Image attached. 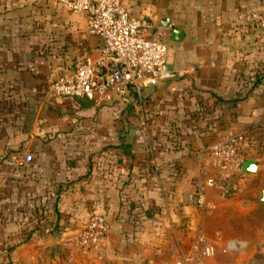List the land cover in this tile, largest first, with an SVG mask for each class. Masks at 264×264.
I'll return each mask as SVG.
<instances>
[{"label":"crops","instance_id":"obj_1","mask_svg":"<svg viewBox=\"0 0 264 264\" xmlns=\"http://www.w3.org/2000/svg\"><path fill=\"white\" fill-rule=\"evenodd\" d=\"M124 4L131 17L148 19L155 37L167 44L174 79L150 91L145 102L136 100L134 125L126 118L137 105L134 99L39 103L34 117L38 124L30 134L42 142L35 158L38 172L48 176L47 187L42 186L47 193L38 202L44 210L27 231L26 244L5 248L8 264H264V215L253 205L255 194L264 188L247 175L225 204L206 193L203 207L187 205L186 196L204 184L200 178L209 172L220 176L202 148L206 132L187 135L180 130L187 127L185 113L195 112L207 97L226 105L243 99L240 105L253 112L251 122L259 117L264 107V35L247 22L250 12L240 0ZM54 7L51 0H0V95L12 93L15 100V90L24 89L27 102L36 100V94L42 95L35 90L38 84L56 79L73 68L75 58L77 62V51H71L70 59L58 51L56 37H44L52 46L48 52L32 56L29 51L42 38L29 31H36L47 16L55 21L63 16L62 9ZM263 9L264 0H251V13ZM172 29L181 35H173ZM88 38L87 44H95ZM71 40L78 44L77 36ZM111 104L115 111L124 106L117 124L93 117L98 108ZM129 124L130 129L134 126L130 134ZM222 206L228 208L226 213ZM92 214L103 215L108 225L103 244L85 251L66 243L63 233H80ZM33 238L39 239V246L32 244ZM204 245L213 247L211 257L202 256Z\"/></svg>","mask_w":264,"mask_h":264},{"label":"rangeland","instance_id":"obj_2","mask_svg":"<svg viewBox=\"0 0 264 264\" xmlns=\"http://www.w3.org/2000/svg\"><path fill=\"white\" fill-rule=\"evenodd\" d=\"M240 1L243 3L242 5H244L243 7L248 9V12L251 13V0ZM54 8H56V6ZM58 10L60 11V9ZM60 12L63 14V18L61 17L62 19L57 17V21H55V18L53 19L52 16H47L45 20H40L38 22L39 27L36 31L34 29L29 31L33 34L37 32L36 34H38L39 38L40 36L42 37L37 45L30 46L29 51H33L34 53L32 56H35V54L40 56L39 52L44 53L46 49L48 52L51 44L49 42H44V37H51V39L56 37L60 39L57 40V49L58 51L59 49L62 50L63 53L67 55L68 59H70L69 56L72 50L77 51V59L79 60L83 57L82 55L87 54L90 49L95 48L94 44H87L86 42L89 36L83 17L68 13L65 10H61ZM51 28L53 30H51ZM257 31H260L259 33L264 35V32L261 30L258 29ZM76 36L79 39L78 44L72 45L71 39ZM77 62L75 58L73 67ZM54 80L55 79L46 80L44 84H38L39 86H37L35 90L39 89L42 95L36 94L39 97L30 102H27L25 98L26 92L24 89L15 90L17 93V95L15 94L17 97L15 100H11L12 93L6 92L0 95V248L4 247V250L0 253V264H8L7 253L5 252L7 251L5 250L6 247H10L13 244L21 246L29 241L27 231H30V229L37 225L38 222L36 218H38L39 215L41 216L42 214H39V212L44 210V208L39 206L38 202L40 197L47 193V190H44L42 186L48 184V182H46L48 176L38 172L39 159L35 158L36 152L42 148V142H40L38 135L30 133L38 124V121H35L34 117L36 112L40 110L39 103H45L44 101L51 103V99H53L49 94L48 86ZM258 81H260V79L255 80L256 83ZM249 84L251 85V82ZM18 94L21 98L18 97ZM243 96L244 94L241 95V98H243ZM141 103L142 102H140V104ZM218 103L217 99L214 101L211 97L201 98L195 112L188 113L186 111L187 114L185 113V116L188 118H186L187 127L186 129L180 128V130L187 135L190 134L189 132H191V134L195 132H206L205 137L207 141L205 146L202 147L204 151L208 150L210 145L215 141L235 135L246 137L245 141L240 144V148L243 150L245 161H255L258 164L259 170L251 175V179H253L254 183H259L260 186L264 188V107L261 109L259 117L251 122L249 116L253 112L245 106L240 105L243 103V99H235L234 103H232L233 105ZM32 104L34 105L33 108H31ZM136 104L137 105L133 107L129 106L130 110L126 115L127 122L130 123L131 121L133 125L136 118L135 110L136 106H138V101H136ZM8 105L9 109H7ZM221 106H224V110L222 112L220 110L217 111ZM237 106H240L239 110L236 109ZM114 107L115 105L111 104L106 106V108L104 107L105 109L98 108L101 111L93 117L98 115L101 121L110 122V125H112L117 122L120 113L122 114L124 111V106L117 108V111L114 110ZM119 109H122V111ZM230 112H232V114ZM231 116L234 117L233 126L230 125L232 124ZM130 126L129 124L127 127L128 134H130L131 130H134V126L131 129ZM102 132L103 128L99 127L98 134H102ZM118 134L119 127L117 125V128H113L112 130V136H115L113 141H115ZM30 136H32L31 139ZM127 137L129 141H131V137ZM132 141L134 140L132 139ZM49 145L50 144H47L48 147ZM101 148L102 147L98 148V150ZM27 158H29V161H27ZM99 164L102 165V162ZM35 166H38V168H34ZM248 177L250 176H241L237 174L231 176L229 179L225 178L221 180L218 176L215 177V175H211L209 172V174H206L204 178H200L199 180L201 183L205 180L204 184L208 185L206 187L204 184V186L200 185L205 187V194L209 193L207 198L211 196L210 200H219L225 204L226 201H230L235 197V193L242 188ZM45 187H47V185ZM192 207L196 208L198 206L192 205ZM200 207L201 206L197 209ZM221 210L223 213H226L228 208L222 206ZM208 212H211V210L207 211V213ZM83 223L82 225H84ZM14 227L15 230H13ZM8 228H10V230H8ZM63 228L66 229L67 227ZM54 230L57 232L58 229ZM67 233L68 232H64L63 234H66V236L62 238L65 239V241L67 240L66 243L70 244L72 247L78 248L77 237L79 232L75 233V230H73L69 236H67ZM12 234L14 235L11 236ZM53 238L57 240L56 236ZM38 240V238H33L32 244L39 246ZM58 240L60 241L61 239ZM51 246L49 244L48 248ZM260 261L262 262L263 260L261 259Z\"/></svg>","mask_w":264,"mask_h":264},{"label":"built area","instance_id":"obj_3","mask_svg":"<svg viewBox=\"0 0 264 264\" xmlns=\"http://www.w3.org/2000/svg\"><path fill=\"white\" fill-rule=\"evenodd\" d=\"M51 1L68 13L82 16L88 36L100 43L72 69L51 82L48 86L51 98L121 103L138 100L144 92L174 79V73L168 67L167 44L155 37L148 19L130 16L124 0ZM246 20L264 32V9L250 13ZM245 138L230 136L213 142L208 148L210 163L218 170L221 180L240 175L241 164L245 161L240 144ZM203 186L186 196L187 205H203ZM107 234L104 216L92 214L78 234L77 246L86 251L96 250ZM212 254L213 247L204 245L202 256L208 258Z\"/></svg>","mask_w":264,"mask_h":264},{"label":"water","instance_id":"obj_4","mask_svg":"<svg viewBox=\"0 0 264 264\" xmlns=\"http://www.w3.org/2000/svg\"><path fill=\"white\" fill-rule=\"evenodd\" d=\"M165 22V21H161ZM167 23L163 26L165 29L168 27L166 26ZM173 35H181V32L178 29H172L171 30ZM176 43L179 42V40L175 41ZM99 41H95V46H99ZM150 91L144 92L141 97H139L138 101L143 102L149 97ZM257 170V164L255 161H243L241 164L240 172L243 175H253L256 173ZM259 209V213L264 215V190H260L255 194V201L253 203Z\"/></svg>","mask_w":264,"mask_h":264},{"label":"trees","instance_id":"obj_5","mask_svg":"<svg viewBox=\"0 0 264 264\" xmlns=\"http://www.w3.org/2000/svg\"><path fill=\"white\" fill-rule=\"evenodd\" d=\"M135 100V99H134ZM81 101H85V100H77V101H75V103H79V102H81ZM136 101V100H135ZM234 103V102H233Z\"/></svg>","mask_w":264,"mask_h":264}]
</instances>
